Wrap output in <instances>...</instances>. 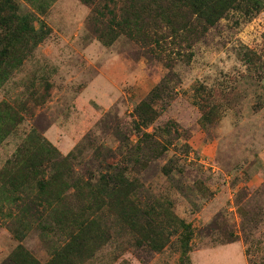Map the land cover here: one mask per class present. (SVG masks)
<instances>
[{
  "label": "rangeland",
  "instance_id": "rangeland-1",
  "mask_svg": "<svg viewBox=\"0 0 264 264\" xmlns=\"http://www.w3.org/2000/svg\"><path fill=\"white\" fill-rule=\"evenodd\" d=\"M22 1L37 17L36 27L45 22L52 33L0 87V103L26 97L27 89L43 79L53 82L55 90L52 100L23 124L19 137L9 138L0 147V170L22 137L37 128L63 155L78 145L86 147L85 162L98 171L100 161L111 155L108 149L117 154L116 134L131 135L134 107L168 69L125 36L111 48L102 45L92 25L96 16L79 0H44L46 14L38 4L43 0ZM242 20L238 13L221 21L195 43L190 64L177 61V98L166 105L158 123L161 129L172 126L169 134L160 130L158 136L168 151L151 160L139 175L145 196H168L176 214L192 224L189 264H248L250 259L260 264L264 258V73L263 78L250 73L237 56L242 45L255 49L261 37L259 28L252 29ZM197 82L226 92L222 117L212 126L199 124L201 113L193 99ZM136 139L133 135L134 143ZM168 164L173 166L172 178L163 175ZM198 182L209 188L210 195L204 197L195 190ZM10 210L6 207L0 214V264H8L20 244L42 262L48 261L50 253L38 232L27 233L23 241L15 238L13 221L18 211L13 209L9 218ZM244 230L252 233L251 242L245 243ZM231 233L240 239L222 246L224 236ZM119 248L118 242L109 243L90 264H122V260L186 264L180 260L176 238L162 253L132 248L115 257Z\"/></svg>",
  "mask_w": 264,
  "mask_h": 264
},
{
  "label": "trees",
  "instance_id": "trees-1",
  "mask_svg": "<svg viewBox=\"0 0 264 264\" xmlns=\"http://www.w3.org/2000/svg\"><path fill=\"white\" fill-rule=\"evenodd\" d=\"M79 1L96 16L97 21H92V25L97 27L94 33L102 45L111 48L120 36H125L143 53L161 61L168 72L136 104L131 113V135L123 131L116 134L117 154L108 149L111 155L100 161L98 171L85 162L86 147L82 145L63 155L37 128L22 137L12 158L0 170V214L6 207L11 209L6 214L9 218L13 217V209L18 211L13 221L15 238L23 241L27 233L38 232L50 258L42 262L20 244L9 256L8 264H90L114 241L120 245L115 257L132 248L162 253L175 238L181 249V262L189 264L195 233L192 224L176 214L175 204L168 196H145L139 175L149 167L151 160L168 151V146L161 144L158 136H161L160 130L169 134L172 126L167 124V129H161L158 123L166 105L177 98L174 84L180 79L175 71L177 61L190 64L195 43L221 21L240 13L247 26L259 28L261 44L254 46L255 49L242 45L237 56L248 65L250 73L263 78L264 1ZM38 4L40 11L46 14L48 10L42 6H47L48 2L43 0ZM26 5L22 0H0V87L52 33L45 22L41 21L36 27L37 17ZM27 90L29 94L24 98L0 103V147L9 138L19 137L23 124L52 100L55 84L43 79ZM193 91L194 103L201 113L199 124L206 127L217 123L222 117L226 92L207 88L201 82L193 85ZM151 128L153 132L149 131ZM133 135L137 137L135 143ZM163 175L172 178L173 166L166 165ZM195 190L204 197L210 195L209 188L202 182L195 184ZM242 232L247 243L252 233ZM224 238L222 246L240 239L232 233ZM246 253L249 256L251 251L247 249ZM122 264H128L127 260H122ZM248 264L257 262L250 259ZM260 264H264V258Z\"/></svg>",
  "mask_w": 264,
  "mask_h": 264
}]
</instances>
